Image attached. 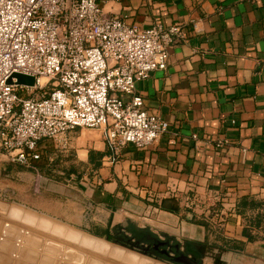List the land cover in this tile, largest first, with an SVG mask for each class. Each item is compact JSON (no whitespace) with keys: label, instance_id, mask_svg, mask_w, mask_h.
Returning a JSON list of instances; mask_svg holds the SVG:
<instances>
[{"label":"crops","instance_id":"1","mask_svg":"<svg viewBox=\"0 0 264 264\" xmlns=\"http://www.w3.org/2000/svg\"><path fill=\"white\" fill-rule=\"evenodd\" d=\"M99 2L128 24L185 30L170 44L166 68L135 85L145 111L165 120L168 131L119 156L101 130L69 131L65 149L41 140L30 166L1 157L0 199L100 238L128 236L132 222L159 241L188 243L199 264H215L220 252L264 264V0ZM218 140L224 144L216 148ZM171 198L177 211L161 209ZM242 199L259 207L239 213ZM217 236L238 249L215 246Z\"/></svg>","mask_w":264,"mask_h":264},{"label":"built area","instance_id":"2","mask_svg":"<svg viewBox=\"0 0 264 264\" xmlns=\"http://www.w3.org/2000/svg\"><path fill=\"white\" fill-rule=\"evenodd\" d=\"M184 38L180 25L128 24L99 0H0V160L30 166L41 140L65 149L75 128L101 130L113 156L153 144L169 126L135 85L165 69ZM14 74L34 85H15Z\"/></svg>","mask_w":264,"mask_h":264},{"label":"rangeland","instance_id":"3","mask_svg":"<svg viewBox=\"0 0 264 264\" xmlns=\"http://www.w3.org/2000/svg\"><path fill=\"white\" fill-rule=\"evenodd\" d=\"M20 95L23 96L24 92H20ZM3 208L7 210L3 212ZM59 227L70 229L52 217L36 213L31 207L0 199V264H123L72 240L73 233L64 235L59 229L55 230ZM89 240L105 246L111 252H127L137 260L150 262L149 264H171L147 259L119 247L118 249L112 243ZM163 240H167V237H163ZM213 260L215 264H246V259L241 256L224 252L216 253ZM212 263L210 259L201 261V264Z\"/></svg>","mask_w":264,"mask_h":264},{"label":"trees","instance_id":"4","mask_svg":"<svg viewBox=\"0 0 264 264\" xmlns=\"http://www.w3.org/2000/svg\"><path fill=\"white\" fill-rule=\"evenodd\" d=\"M33 161H35V160H33ZM258 205H259V202L255 201V200L242 199L239 202V206L237 207V212L242 213V208H246V207H249L250 209H255V208L259 207ZM161 209H165V210L171 211V212L177 211V206L175 204L174 199H172V198L171 199H163L161 202ZM258 219L255 221L257 224L259 222ZM202 223L208 232H214L215 228L208 221L202 222ZM124 231H125V233H127L128 236H125L124 234H119L116 237V235H114V234H108L107 233L104 236V238L107 239L108 241H111V242L115 241L119 244L126 246L127 248H133L135 250L145 248L144 244H150L151 242H150V239L148 237L155 238L153 235H151L149 233V231L147 229H139L132 222H127V224L124 228ZM114 233H115V231H114ZM243 234L247 235L249 239L251 238L249 231L247 229H245L243 231ZM216 239H217V241H219V244L215 243V246L221 247L225 250H233L234 251V250L238 249V245L235 242L222 239L221 237H218V236L216 237ZM156 240L159 241L158 239H156ZM176 245H178V244H176L174 241H172L170 239H167V240H165V247L164 248H166L165 250H168V248H171V250L174 251ZM147 252L151 256H155V257L161 258L165 261H168V259L166 257H164V255H162V254H158V253H155V252L150 251V250H147Z\"/></svg>","mask_w":264,"mask_h":264},{"label":"water","instance_id":"5","mask_svg":"<svg viewBox=\"0 0 264 264\" xmlns=\"http://www.w3.org/2000/svg\"><path fill=\"white\" fill-rule=\"evenodd\" d=\"M13 77L16 79L15 85H25V86H33L34 85V78L31 76L22 75V74H14ZM10 82H11V79L8 80V83H10ZM123 99H125V98H123ZM1 210L3 212H5L7 209L3 208ZM57 229H59L61 231V233L64 235H65V233L67 234L69 232V233L75 234L79 238L80 237H83V238L87 237L88 240L89 239L99 240V241L101 240V241H104L106 243H112L113 245H115V246H117L123 250L125 249L126 251H129L130 253L141 255L147 259H153V260L159 261L160 263L165 262V260H163L161 258L151 256L150 254H148L147 248H141L139 250H135L133 248H127L126 246L119 244L115 241L111 242L105 238H100V237L91 235L89 233L79 231L77 229L70 228L71 229L70 230L68 228L66 229V227H64V228L59 227ZM87 238H85V239H87ZM159 244L164 245L165 242L159 241ZM161 254L164 255V257H166L168 259L167 263H171V264H195L194 260L191 258L190 255H192L197 260H199V258H200L199 254L197 252H195L194 250H191L189 248L188 243H185L184 247H182L180 245H176L174 251H172L171 248H168V250H163L161 252Z\"/></svg>","mask_w":264,"mask_h":264},{"label":"bare ground","instance_id":"6","mask_svg":"<svg viewBox=\"0 0 264 264\" xmlns=\"http://www.w3.org/2000/svg\"><path fill=\"white\" fill-rule=\"evenodd\" d=\"M12 210V209H11ZM22 213V212H21ZM23 215V214H22ZM27 216V215H26ZM21 217V216H20ZM22 218V217H21ZM29 218V217H28ZM28 218H26L28 220ZM29 221V220H28ZM43 222V221H42ZM35 225V224H34ZM54 225V224H52ZM52 227V226H51ZM53 229V228H52ZM57 230V228L55 229ZM54 230V231H55ZM42 231V230H41ZM50 231V229H49ZM64 236V235H63ZM72 240H75L76 242L81 243L82 245L88 247L89 249L92 250H98L99 252H101L104 255H109L110 257H113L115 261L117 262H121L123 264H149L143 260H137V258H135L134 256H132L131 254H128L127 252H111L109 249H107L105 246L101 245V244H97L94 243L90 240H86L84 238H79L78 236H76L75 234H73L72 236ZM70 238V237H69ZM81 239V240H80ZM69 240V239H68ZM80 240V241H79ZM118 248V247H117ZM119 249V248H118ZM100 256V255H99Z\"/></svg>","mask_w":264,"mask_h":264},{"label":"flooded vegetation","instance_id":"7","mask_svg":"<svg viewBox=\"0 0 264 264\" xmlns=\"http://www.w3.org/2000/svg\"><path fill=\"white\" fill-rule=\"evenodd\" d=\"M150 239V244H144V247L147 248V250L153 251L155 253L161 254L163 250H165V244L160 245L159 241H157L155 238L148 237ZM165 242V240H164ZM188 254V253H187ZM191 258L194 260L195 264H199V261L195 259L192 255Z\"/></svg>","mask_w":264,"mask_h":264}]
</instances>
